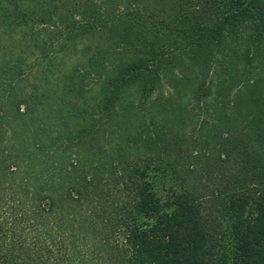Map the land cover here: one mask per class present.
Returning <instances> with one entry per match:
<instances>
[{"label": "trees", "instance_id": "1", "mask_svg": "<svg viewBox=\"0 0 264 264\" xmlns=\"http://www.w3.org/2000/svg\"><path fill=\"white\" fill-rule=\"evenodd\" d=\"M0 264H264V0H0Z\"/></svg>", "mask_w": 264, "mask_h": 264}]
</instances>
